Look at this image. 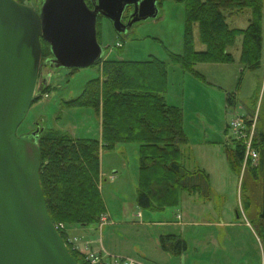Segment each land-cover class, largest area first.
Segmentation results:
<instances>
[{"label":"rangeland","instance_id":"obj_1","mask_svg":"<svg viewBox=\"0 0 264 264\" xmlns=\"http://www.w3.org/2000/svg\"><path fill=\"white\" fill-rule=\"evenodd\" d=\"M85 1L93 10L92 0ZM42 2L45 0H30L27 4L39 12ZM156 10L155 17L134 22L126 26L125 31H119L111 19L100 16V58L121 62H146L156 58L167 64L165 98L170 106L183 112L185 132L192 142L190 169L198 170L204 166L212 172L211 201L206 198L208 186L204 178L198 176L191 183L199 189L193 194L182 191L177 206L162 211L141 207L138 201L139 145L120 144L117 150L104 152L101 157L105 178H102L100 186L110 221L103 227L100 223L87 227L61 223L60 230L66 231L73 249L78 247L77 250L86 255L89 251L102 252L105 257L131 258L142 264H166L169 259L174 261L173 264H182L181 259L167 255L160 246L161 236L176 234L189 242L187 264H198L197 257L201 258V264L230 262L223 259L217 250L214 261L213 254L201 252L204 249H228L230 253L234 249L239 252L238 256H233L238 264H264V238L259 236L255 224L264 205L262 190L248 172L251 164L241 175L233 171L227 160L225 143L227 127L236 119L257 117L258 129L259 114L264 108V68L241 71L243 37L240 36L230 50L234 63L196 66V72L205 81L184 71L179 65L171 63L168 52L184 54L185 6L181 0H157ZM132 12L133 7H129L124 14V24L127 25ZM251 16V11L246 9L228 16L227 23L231 28L246 29ZM194 42L196 51L206 50L200 40L198 25L194 27ZM97 78L103 79V71L98 65L73 69L56 64L54 56L42 60L35 96L39 95L42 87L49 86L51 90L43 93L42 99L31 106L17 136L34 139L37 146L45 130L60 131L77 139L100 140L101 117L91 108H68L64 104L81 96L88 82ZM229 98L232 105L228 102ZM230 137L229 133L228 139ZM206 138L220 143L200 147L199 142ZM232 140L229 139L228 143L235 148ZM114 172H118L116 177H113ZM246 188L249 199L245 197ZM260 193L262 196L259 198ZM181 214L185 215V221L190 220L197 225L185 228L158 225L176 223L177 216ZM204 222L221 225H202ZM195 249H199L198 256Z\"/></svg>","mask_w":264,"mask_h":264},{"label":"trees","instance_id":"obj_2","mask_svg":"<svg viewBox=\"0 0 264 264\" xmlns=\"http://www.w3.org/2000/svg\"><path fill=\"white\" fill-rule=\"evenodd\" d=\"M185 6V48L183 55L169 53L170 61L199 79L200 64L234 63L230 52L238 37H243L241 63L244 71L264 68V0H181ZM249 9L251 20L246 29H232L228 16ZM100 18H98V21ZM97 21V37L100 29ZM200 29V40L206 50L195 49L194 27ZM53 57L50 45L42 40V60ZM103 79L91 80L78 98L65 101L68 108H91L102 121L101 139H77L60 131L45 130L40 137V184L47 211L55 225L87 227L99 224L107 213L100 189L101 155L120 144L139 145L140 179L138 201L141 207L162 211L180 202L182 191L199 188L191 182L208 175L186 171L182 165V146L189 139L180 108L170 106L165 98L168 88V66L156 58L146 62H121L100 59ZM93 66V65H92ZM51 87H42L32 105L40 101ZM229 104H233L228 99ZM227 144L229 165L242 174L244 148ZM254 147L258 162L249 166V174L263 186L264 197V108L259 114ZM244 187V186H243ZM244 189V188H243ZM242 189V190H243ZM264 199V198H263ZM248 204V203H247ZM248 206V205H247ZM259 236L264 238V205L255 221ZM72 257L79 264L86 262V253L73 249L66 231L58 230ZM164 252L181 256L188 243L181 236H161Z\"/></svg>","mask_w":264,"mask_h":264},{"label":"water","instance_id":"obj_3","mask_svg":"<svg viewBox=\"0 0 264 264\" xmlns=\"http://www.w3.org/2000/svg\"><path fill=\"white\" fill-rule=\"evenodd\" d=\"M45 0L40 12L0 0V264H79L52 222L40 184V148L17 131L32 106L42 66V40L54 62L80 69L97 63V20L119 31L156 16L157 0ZM129 7L133 12L124 24Z\"/></svg>","mask_w":264,"mask_h":264},{"label":"crops","instance_id":"obj_4","mask_svg":"<svg viewBox=\"0 0 264 264\" xmlns=\"http://www.w3.org/2000/svg\"><path fill=\"white\" fill-rule=\"evenodd\" d=\"M234 16V15H233ZM232 29H237V28H232ZM231 52V51H230ZM232 53V52H231ZM213 66H220V65H213ZM241 66L243 67V65H242V63H241ZM241 71L242 72H244V68H242L241 69ZM263 75H264V71H263ZM228 128H229V126L227 127V130H226V134L225 135H227V140H225V143L226 142H229V139H228V135H229V132L227 133V131H228ZM189 139V142H188V144L187 145H184V146H182V150H183V154H184V158H183V161H182V165L184 166V168L186 169V171H189L190 173H193V174H196L197 172H199V171H201V172H204V173H206L207 175H208V179H207V181H206V178L204 177V176H202L203 178H204V180H205V185L206 186H208V188H207V191H208V194L206 195V198L209 200V202L211 201V198H212V195H211V191H210V182H211V170H210V168H206V167H204V166H200V168L198 169V170H191L190 168L191 167H189V161H190V156H189V152L191 151V148H190V146L192 145V142H191V140H190V138H188ZM220 142H217V140H210L209 138H206L205 140L203 139L202 141H200L199 142V146L200 147H204V146H213V145H217V144H219ZM227 149H228V147H227ZM115 150H117V148L115 149ZM115 150H113V151H115ZM226 153H227V151H226ZM226 156H227V154H226ZM101 157H102V155H101ZM228 160V159H227ZM118 175V172H114L113 173V177H116ZM101 177L104 179L105 178V174H104V172H103V168H102V165H101ZM258 184H259V189H261V190H263V186H261V184L258 182ZM199 188H194V190L192 191V192H190L189 190L187 191V190H184L183 192H185V193H190V194H193V193H196V190H198ZM202 189V188H201ZM245 197H247V199H249L250 197H249V195H248V189L246 188L245 189ZM262 195H261V193H260V195H259V198L261 197ZM208 200L207 201H205V202H208ZM259 203H260V199H259ZM109 214V213H108ZM184 218H185V215L184 214H181V215H178L177 216V219H178V222H176V223H159L158 225H165V227H172V226H181L182 228H185V227H188V226H194V225H197L196 223H193V222H191L190 220H184ZM214 221H216V220H214ZM221 221V220H220ZM202 225H211V226H217V225H221L220 223H217V222H208V223H206V222H204V224H202ZM228 225H231V226H236L235 224H228ZM183 231V233H185V229H183L182 230ZM167 235H176V234H167ZM166 236V235H165ZM176 236H181V235H176ZM182 237V236H181ZM183 239H184V237H183ZM185 241H187L186 239H184ZM187 243H188V249H187V251L186 252H184L181 256H176V257H178L179 259H181V261H182V264H187V262H186V256L188 255V252H189V250H190V246H189V242L187 241ZM215 250H217V252L219 253V254H221L222 255V257H223V259L225 258L226 260H229L230 262H228V263H226V264H238L239 262H237L234 258H233V256L235 255V256H238V254H239V252H237V251H235L234 249H231V253L228 251V249H204V251H201L203 254H207V253H209L210 255H212L213 254V258H214V261H215ZM165 253H167V252H165ZM200 252H199V249H195V254L198 256V254H199ZM202 254V255H203ZM167 255H169V256H171L172 258H174L175 256L174 255H172V254H169V253H167ZM201 258H198L197 257V260H198V264H201V261H199ZM210 259H212L211 257H210ZM141 261H143V260H141ZM150 264H151V262H149ZM174 263V261L172 260V259H169V261H166V264H173ZM154 264V263H153Z\"/></svg>","mask_w":264,"mask_h":264},{"label":"built area","instance_id":"obj_5","mask_svg":"<svg viewBox=\"0 0 264 264\" xmlns=\"http://www.w3.org/2000/svg\"><path fill=\"white\" fill-rule=\"evenodd\" d=\"M24 3L30 0H18ZM229 130L232 138L244 148L243 170L245 171L249 164L254 166L259 159V154L254 147V141L257 133V117H244L236 119L229 125ZM110 221L108 214L101 217L100 226L107 225ZM62 224L56 226L61 229ZM86 262L89 264H142L131 258L117 257L109 255L103 256L102 252H90L87 254Z\"/></svg>","mask_w":264,"mask_h":264}]
</instances>
